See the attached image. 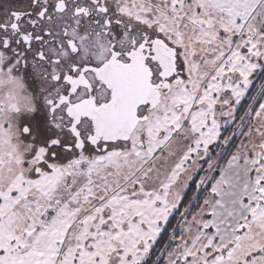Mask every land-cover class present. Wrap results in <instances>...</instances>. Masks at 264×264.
Here are the masks:
<instances>
[{"label":"snow or ice","instance_id":"snow-or-ice-1","mask_svg":"<svg viewBox=\"0 0 264 264\" xmlns=\"http://www.w3.org/2000/svg\"><path fill=\"white\" fill-rule=\"evenodd\" d=\"M0 264H264V0H0Z\"/></svg>","mask_w":264,"mask_h":264}]
</instances>
